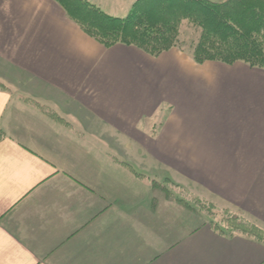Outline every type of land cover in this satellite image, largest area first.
<instances>
[{"label": "crops", "instance_id": "crops-1", "mask_svg": "<svg viewBox=\"0 0 264 264\" xmlns=\"http://www.w3.org/2000/svg\"><path fill=\"white\" fill-rule=\"evenodd\" d=\"M166 179L264 228V69L105 46L55 0H0V264H264Z\"/></svg>", "mask_w": 264, "mask_h": 264}, {"label": "trees", "instance_id": "trees-1", "mask_svg": "<svg viewBox=\"0 0 264 264\" xmlns=\"http://www.w3.org/2000/svg\"><path fill=\"white\" fill-rule=\"evenodd\" d=\"M55 1L105 46L123 43L156 55L176 45L181 22L188 20L201 29L193 50L197 62H244L264 69V0H136L125 17L110 15L88 0ZM171 184L153 180L166 196L201 212L195 199L175 195ZM208 223L221 234H241L264 243V229L245 219L237 226L215 217Z\"/></svg>", "mask_w": 264, "mask_h": 264}, {"label": "rangeland", "instance_id": "rangeland-1", "mask_svg": "<svg viewBox=\"0 0 264 264\" xmlns=\"http://www.w3.org/2000/svg\"><path fill=\"white\" fill-rule=\"evenodd\" d=\"M88 1L98 7H100L99 5L101 4L102 7L100 8L108 14L111 12V14L118 15L117 17H125L136 0H101V3H98L97 0ZM104 8L110 10V12H107ZM200 35L201 29L197 25L191 23L188 20H183L179 27L178 42L173 47L180 48L193 57V50L197 41L199 40ZM171 182L172 184L170 188L173 189L175 195L180 194V196H183L188 200L193 198L200 204L202 218L207 222L210 221L211 217H215L216 220L222 221L227 226H234V224L237 226L243 222L244 219L246 221L256 223L254 220L250 219L246 213L244 214L238 209L230 208L229 206L223 205L221 203L199 197L197 193L192 191L190 187L184 186L178 182ZM157 190L162 194H166V191H163L161 187H157Z\"/></svg>", "mask_w": 264, "mask_h": 264}]
</instances>
